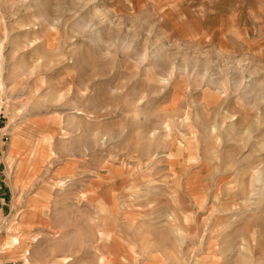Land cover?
Wrapping results in <instances>:
<instances>
[{"label": "rangeland", "instance_id": "374dc122", "mask_svg": "<svg viewBox=\"0 0 264 264\" xmlns=\"http://www.w3.org/2000/svg\"><path fill=\"white\" fill-rule=\"evenodd\" d=\"M0 106V264H264V0H0Z\"/></svg>", "mask_w": 264, "mask_h": 264}, {"label": "crops", "instance_id": "0c3cea01", "mask_svg": "<svg viewBox=\"0 0 264 264\" xmlns=\"http://www.w3.org/2000/svg\"><path fill=\"white\" fill-rule=\"evenodd\" d=\"M3 160H4V156H2V151L0 150V174L3 173L2 167H1ZM1 183H4V182H3V179L0 177V212L2 211V208H4V205H5L4 198L7 197L6 191H5L6 189L4 188V185H2ZM97 204H98V202H97ZM98 206H99V204H98ZM32 240H34V237H32ZM10 244H11V246H9V248L14 246L16 244V238H12V241ZM20 251H21L20 256L22 257L23 261L28 262V260H29V247L28 246L21 247ZM100 260H104V259L102 257H100L99 261Z\"/></svg>", "mask_w": 264, "mask_h": 264}, {"label": "built area", "instance_id": "2783aa9c", "mask_svg": "<svg viewBox=\"0 0 264 264\" xmlns=\"http://www.w3.org/2000/svg\"><path fill=\"white\" fill-rule=\"evenodd\" d=\"M2 121H3V112H2V109H1V106H0V140H6V136L3 134V131H2Z\"/></svg>", "mask_w": 264, "mask_h": 264}]
</instances>
